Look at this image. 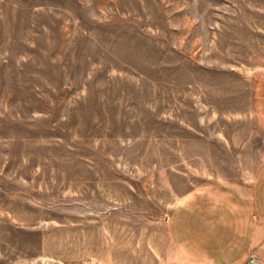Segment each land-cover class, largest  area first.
Segmentation results:
<instances>
[{"label": "rangeland", "instance_id": "rangeland-1", "mask_svg": "<svg viewBox=\"0 0 264 264\" xmlns=\"http://www.w3.org/2000/svg\"><path fill=\"white\" fill-rule=\"evenodd\" d=\"M264 0H0V264H170L179 196L259 165Z\"/></svg>", "mask_w": 264, "mask_h": 264}, {"label": "crops", "instance_id": "crops-1", "mask_svg": "<svg viewBox=\"0 0 264 264\" xmlns=\"http://www.w3.org/2000/svg\"><path fill=\"white\" fill-rule=\"evenodd\" d=\"M255 115L264 133V73L256 76ZM244 185L210 180L187 189L169 220L170 264H242L252 251L264 263V151Z\"/></svg>", "mask_w": 264, "mask_h": 264}, {"label": "built area", "instance_id": "built-area-1", "mask_svg": "<svg viewBox=\"0 0 264 264\" xmlns=\"http://www.w3.org/2000/svg\"><path fill=\"white\" fill-rule=\"evenodd\" d=\"M242 264H264L261 260V257L256 253V251H252L250 255L246 258V260Z\"/></svg>", "mask_w": 264, "mask_h": 264}]
</instances>
